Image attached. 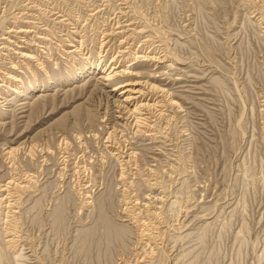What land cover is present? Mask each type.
Here are the masks:
<instances>
[{"label": "rangeland", "instance_id": "374dc122", "mask_svg": "<svg viewBox=\"0 0 264 264\" xmlns=\"http://www.w3.org/2000/svg\"><path fill=\"white\" fill-rule=\"evenodd\" d=\"M0 71V264H264V0H0Z\"/></svg>", "mask_w": 264, "mask_h": 264}, {"label": "bare ground", "instance_id": "6f19581e", "mask_svg": "<svg viewBox=\"0 0 264 264\" xmlns=\"http://www.w3.org/2000/svg\"><path fill=\"white\" fill-rule=\"evenodd\" d=\"M19 56H20V58L25 59V60H28V61L34 60V57L29 56V55H24L23 53H19ZM15 68H16V66L13 67V68H11L10 70L15 71ZM20 68L21 67L19 66V69ZM102 70L103 69H101V68L100 69H97V71H99L98 75L101 76V77H99L97 79L98 81H96V82H97V84L100 87L101 86H105L107 83H110L111 81L113 82V80H115L116 78H120L119 76H122L123 74H126V75L127 74L129 75L130 74V75L136 76L135 74L125 72L124 71L125 69L124 70H121L120 69L121 71H116V69H112V68H108L107 71L106 70H103L102 71ZM5 72H8V71H5ZM15 75L16 76L12 75L11 73H4V72L0 71V107H1V105H3V107L10 105V106H8L9 108H15V106L13 107V103H14L13 101H14V99L13 100H8V91L11 92V96H13V97L15 95H19V94L25 92V85H24L25 83L23 82V80H21L19 78V76L17 74H15ZM9 80H11V81L13 80V82H11ZM34 82H35V80H34ZM6 90H7V92H6ZM145 90H150L151 91V90H159V89H157L153 85L150 86V85H147V84H140V83L139 84L138 83H126V84L124 83L122 85L120 84V86L116 87V89L113 90V92H116V91L119 92V94L117 96L118 101H116V103H118V104H116L115 106L117 107L118 110H120V109L121 110L122 109H126L127 110V107L125 105L128 106L133 101H136L137 99H139L140 96H143L144 95V91ZM159 91L162 92V93H164L162 90H159ZM35 102H38V101H36V100L32 101V104L31 105L29 104V106L27 104L26 106H28V109L26 107H22L24 105L17 107V109L21 112V114L27 112V111H25V108L29 111L28 116L25 115V117L26 116L28 117V119L26 118L27 121L28 120H31V119L33 120L37 116L38 107L39 106ZM153 106L154 105H148V104H140V105H138V104H136L132 110H129V111L127 110V113L130 112L131 113V116H133V119L135 120V123H138L139 120L141 119V118L138 119V117L139 116H142V110L151 109ZM122 111H120V112H122ZM11 113H13V112L11 111ZM19 117L25 119L24 118V115H23V117H21V116H19ZM4 125H5V123L4 124H0V129H2L4 127ZM112 137L110 136V138H112ZM24 144H23V146H24ZM20 151H22L23 154L27 153V154H32L33 155L35 153V151H36V146H30L29 149H27V150L25 148L21 147V146L16 147V148H7L5 150L3 149V152L1 154H2L3 157H5L7 159H10V158L14 157V155H16ZM10 184L11 183H8V185H10ZM7 190H8V188H7ZM5 199H6L5 197L4 198L2 197L0 199V203L3 202V201H5ZM57 219L59 220L60 219V216Z\"/></svg>", "mask_w": 264, "mask_h": 264}]
</instances>
